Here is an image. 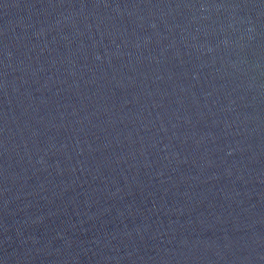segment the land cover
I'll return each mask as SVG.
<instances>
[{
  "label": "water",
  "instance_id": "95a60500",
  "mask_svg": "<svg viewBox=\"0 0 264 264\" xmlns=\"http://www.w3.org/2000/svg\"><path fill=\"white\" fill-rule=\"evenodd\" d=\"M0 264H264V0H0Z\"/></svg>",
  "mask_w": 264,
  "mask_h": 264
}]
</instances>
